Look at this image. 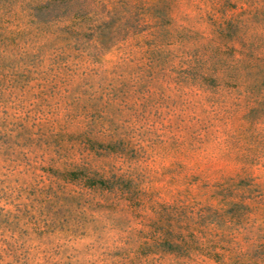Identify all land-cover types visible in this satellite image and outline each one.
<instances>
[{
  "label": "rangeland",
  "instance_id": "obj_1",
  "mask_svg": "<svg viewBox=\"0 0 264 264\" xmlns=\"http://www.w3.org/2000/svg\"><path fill=\"white\" fill-rule=\"evenodd\" d=\"M0 264H264V0H0Z\"/></svg>",
  "mask_w": 264,
  "mask_h": 264
}]
</instances>
